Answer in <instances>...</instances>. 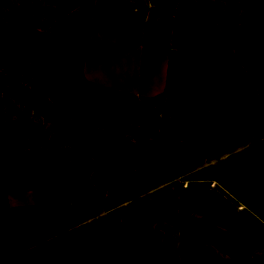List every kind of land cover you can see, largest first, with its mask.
I'll list each match as a JSON object with an SVG mask.
<instances>
[{
	"label": "rangeland",
	"instance_id": "rangeland-1",
	"mask_svg": "<svg viewBox=\"0 0 264 264\" xmlns=\"http://www.w3.org/2000/svg\"><path fill=\"white\" fill-rule=\"evenodd\" d=\"M95 28L165 94L89 84ZM0 264H264V0H0Z\"/></svg>",
	"mask_w": 264,
	"mask_h": 264
},
{
	"label": "crops",
	"instance_id": "crops-1",
	"mask_svg": "<svg viewBox=\"0 0 264 264\" xmlns=\"http://www.w3.org/2000/svg\"><path fill=\"white\" fill-rule=\"evenodd\" d=\"M84 78L96 87L140 99L163 96L169 80L166 55L123 39L116 31L95 28L88 36L84 61ZM10 199L12 207L33 203ZM34 204V203H33Z\"/></svg>",
	"mask_w": 264,
	"mask_h": 264
}]
</instances>
